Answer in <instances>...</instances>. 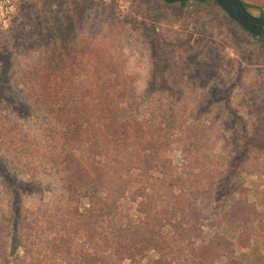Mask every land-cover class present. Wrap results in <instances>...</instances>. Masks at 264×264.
<instances>
[{
	"label": "rangeland",
	"instance_id": "1",
	"mask_svg": "<svg viewBox=\"0 0 264 264\" xmlns=\"http://www.w3.org/2000/svg\"><path fill=\"white\" fill-rule=\"evenodd\" d=\"M243 1L253 5L249 7L253 14L264 12V0ZM83 36L100 40L105 48L92 58L82 55L75 48ZM168 49L172 50L168 62L175 61L180 66L163 75L154 66L162 65V55ZM187 54L192 60L185 58ZM51 55H56L54 60L65 56L66 69L59 70L53 64L44 66L49 59L51 62ZM215 58L224 62H217L213 69L204 68L209 61H219ZM96 65L101 71L126 68L129 74L123 77L138 84L137 97L143 109L154 108L166 114L167 120H171L173 112L183 113L189 122L202 124L206 133L216 135L215 140L201 136L199 140L206 147L216 143L220 151L208 166L213 167L209 170L211 182L204 180L202 184L211 187L214 200V204L209 202L208 216L202 222L203 238L209 242L214 234H225V240L215 239L214 246L222 252L217 264H264V237L251 235L249 240L247 236L242 245L227 243L236 241L242 229L232 223L219 224L216 215V205L225 199L224 190H229L233 181L240 183L247 190L249 202L259 211L251 222L264 233V136L253 140L249 148L241 136L242 125L233 124L226 107L227 101L238 104L243 87L241 75L244 81L264 78V44L233 21L214 0H186L185 4L164 0L16 2L8 24L0 27V127L4 121L10 131L5 137L0 135V143L3 152L16 163L5 175L19 189L18 194L12 196L5 188L3 201L8 208L11 203L16 206L17 222L21 206L35 209L60 189L54 164L44 156L47 144H60L59 136L53 138L49 131L63 127L58 119L68 115V87L88 86ZM190 66L193 77L189 75ZM52 68L55 70L50 73ZM42 82L53 83L56 101L46 103L39 97ZM180 88L184 89L182 93ZM184 92L187 107L179 100ZM65 95L68 99H64ZM257 115L254 113L256 118ZM191 141L198 142L195 138ZM38 145L41 154L33 152ZM188 145V139L178 141L166 151L175 171H181L187 162ZM199 153L204 157L206 150ZM235 153L236 157L248 154L250 158L234 169L231 178L224 172ZM150 255L157 256L155 252ZM234 256L237 260H231ZM150 259L125 260L121 264H151Z\"/></svg>",
	"mask_w": 264,
	"mask_h": 264
},
{
	"label": "trees",
	"instance_id": "2",
	"mask_svg": "<svg viewBox=\"0 0 264 264\" xmlns=\"http://www.w3.org/2000/svg\"><path fill=\"white\" fill-rule=\"evenodd\" d=\"M244 4L247 8L253 6ZM251 35L264 44V38ZM92 39L81 37L76 51L92 58L105 48L100 40ZM171 52H164L162 65L154 66L157 73L164 75L180 66L168 62ZM187 56L188 61L192 60ZM53 57L56 55H51V62L49 59L44 66L66 69L65 56L63 60ZM215 59L219 61H209L204 68L224 62ZM192 67L190 77L195 75L190 72ZM90 73L88 86L68 87L71 98H64L69 100L68 115L58 119L63 127L49 131L53 138L59 136L60 144H47L44 156L54 164L60 189L35 209L21 206L18 222L16 206L11 203L8 208L3 201L5 188L12 196L18 194L19 189L5 175L16 163L3 152L0 143V264H121L148 257L151 264H217L222 252L214 246L215 239L225 240L226 236L214 234L209 242L203 238L202 222L208 216L209 202L214 204V200L211 187L202 184L204 180L211 182L209 170L213 167L208 166L220 151L216 143L213 147L199 143L200 136L215 140L216 135L206 133L202 124L189 122L183 113L173 112L167 120L166 114L154 108L143 109L137 97L138 84L123 77L129 74L126 68L101 71L96 65ZM242 77L238 104L227 101L226 107L233 124L242 125L241 136L252 148V141L264 136V78L244 81ZM40 87L39 97L44 102L56 101L53 83L42 82ZM183 90L180 88V93ZM179 100L187 107L185 92ZM253 112L258 113L257 118ZM1 123L0 135L5 137L10 131L4 121ZM192 138L198 142L193 143ZM186 139L191 145L187 162L181 171H175L166 151ZM204 149L206 155L201 157L199 152ZM33 152L41 154L39 145ZM236 156L224 172L231 178L234 169L250 158L248 154ZM228 187L223 192V204L215 208L217 222L232 223L242 232L236 241L227 243L242 245L247 236L249 240L251 235L264 237L251 222L259 211L249 202L245 187L234 181ZM152 252L157 256L152 257ZM233 259L237 260L235 256Z\"/></svg>",
	"mask_w": 264,
	"mask_h": 264
},
{
	"label": "water",
	"instance_id": "3",
	"mask_svg": "<svg viewBox=\"0 0 264 264\" xmlns=\"http://www.w3.org/2000/svg\"><path fill=\"white\" fill-rule=\"evenodd\" d=\"M167 3H176L186 0H164ZM227 14L239 23L245 30L255 36L264 38V14L255 15L246 7L243 0H214Z\"/></svg>",
	"mask_w": 264,
	"mask_h": 264
},
{
	"label": "built area",
	"instance_id": "4",
	"mask_svg": "<svg viewBox=\"0 0 264 264\" xmlns=\"http://www.w3.org/2000/svg\"><path fill=\"white\" fill-rule=\"evenodd\" d=\"M16 0H0V27L6 26L16 9Z\"/></svg>",
	"mask_w": 264,
	"mask_h": 264
},
{
	"label": "flooded vegetation",
	"instance_id": "5",
	"mask_svg": "<svg viewBox=\"0 0 264 264\" xmlns=\"http://www.w3.org/2000/svg\"><path fill=\"white\" fill-rule=\"evenodd\" d=\"M263 14H264V12H261V13L259 14V16H260V15H263Z\"/></svg>",
	"mask_w": 264,
	"mask_h": 264
}]
</instances>
